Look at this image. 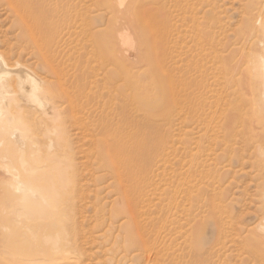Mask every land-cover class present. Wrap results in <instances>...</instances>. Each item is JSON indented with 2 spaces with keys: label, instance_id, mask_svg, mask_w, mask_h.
<instances>
[{
  "label": "rangeland",
  "instance_id": "374dc122",
  "mask_svg": "<svg viewBox=\"0 0 264 264\" xmlns=\"http://www.w3.org/2000/svg\"><path fill=\"white\" fill-rule=\"evenodd\" d=\"M31 1L37 3L32 5L37 12L31 24L37 33L42 31L39 45L42 52L50 48L52 63L31 56L33 46L26 48L20 39L25 27L6 0H0V55L10 70L24 66L41 87L45 85L43 94L48 97L44 100L48 99L46 105L54 111L0 106V115L20 117L24 148L40 150L44 166L55 163L45 175L53 181L61 204L54 219L22 220L11 200L18 195L17 181L23 180L25 173L7 158L10 172L0 167V264H264V38L253 30L260 23L257 16L264 15V0ZM140 5L145 11L154 10L150 19L157 31L135 13ZM158 9L161 12H156ZM192 16L196 23L205 25L215 41V51L212 49L211 57L202 64L217 65L215 73L217 68H230L229 74H216L202 90L206 105L195 107L202 117L195 130L189 116L177 118L173 111L169 127L159 117L169 88L165 69L175 80L170 106L174 110L179 107L187 72L196 66L191 62L186 67L188 59L177 56L185 47L179 43L163 54L158 40L149 53L139 48L144 29L142 35L152 43L155 35L159 37L165 30L162 38L166 34L168 38L167 31L174 38L192 24ZM132 19L131 25L127 20ZM126 36L132 45L124 44ZM184 43L191 46L189 40ZM200 46L199 41L197 48ZM222 59L229 62L227 66L222 65ZM122 107L133 123L146 117L156 125L139 127L147 135L158 131V138L171 128L173 144V151L157 155L147 167L150 173L142 175L144 199L133 213L127 211L119 189L127 184L116 181L107 152L116 123L124 134L134 129L119 122ZM101 119L108 120V133ZM3 137L0 132V140ZM191 137L197 142L193 151L196 166L187 170L184 163L188 159L179 148ZM49 143L51 149L47 148ZM153 146L148 141L147 147L155 149ZM174 198L178 208H172Z\"/></svg>",
  "mask_w": 264,
  "mask_h": 264
},
{
  "label": "bare ground",
  "instance_id": "6f19581e",
  "mask_svg": "<svg viewBox=\"0 0 264 264\" xmlns=\"http://www.w3.org/2000/svg\"><path fill=\"white\" fill-rule=\"evenodd\" d=\"M6 1L11 6V9L14 11V13L20 19L21 26L22 27H25V30H26L27 33L25 31L22 32V35H21V38L20 39L23 42L26 43V46H25L26 48H27L28 45H30L31 47L33 46V50L34 51L32 52L31 56H33L34 58H36L37 60H39L41 62H43V61L44 62L45 61L46 62L47 61L50 62L51 61V58L53 57L52 54H51V51L49 50L50 48L47 50V52L46 51H43V52L41 51L42 50V47H40V45H39V42H40V39L39 38L41 36L39 37L38 36L39 33H37L36 30H34L35 24H34V26H32V24H31V23H33V20H34L33 19L34 18V14H36V12H37L36 6H34L35 7V10L33 9L34 7L32 6V5H36L37 4V3H34L36 1H33L32 0L34 4L28 2L30 0H28V1L27 0H6ZM119 3H120V1H119ZM154 4H156V3H154ZM154 4L152 6H154ZM158 5H156V6H158ZM144 6H145V4H144ZM144 6H143V8H141V5H140L138 7V9H137V12H135V13H137V15L140 18L142 17L143 20L149 22V24L151 25L152 24L151 22H153V21L150 18L152 17L151 15H154L152 13L154 10L151 7L148 11H145L146 6H145V8H144ZM157 11L158 12L159 11L161 12V9L156 10V12ZM163 12H162V14H163ZM162 14H160V16H162ZM192 17H193L192 20H191L192 24L184 30V33H182V35H180L181 33L178 32L177 33V36L174 37V38L172 36L171 37L169 36V34H170L169 31H167L168 38H166L167 37V34L165 35L166 37L163 35L166 39H164V37L162 38V33L166 32V30L165 31L163 30L164 32H162L161 31V28H160V32H162L161 33V36L158 37V35H157V37H156V35H155V37H154L155 39L154 40L152 39V41H153V43H152L150 41L151 38L150 39H147V37L145 36V34L142 35L144 33V31H145V29H144L143 33H141L142 31L140 32L141 36H139L140 37L139 38V48L142 50L143 53H145L147 51L149 53L150 52V49L153 47L152 45H155V43L158 40L160 41L158 45H160L162 48H164V51L165 52H163V54L164 53H167L172 48H175L176 46H179L178 45L179 43L181 44V46L183 45L185 47V50L182 53H179L177 51L178 52V55L177 56L182 55V56H185L186 57V60L188 59V62L186 64V67H189L190 66L189 64L191 62L192 63L194 62L196 64V66H195V68L192 71L187 72L188 73L187 78H186L187 81L184 79L185 87H183V89L181 90V93L179 95L180 96V102H179V105H178L179 107H175L174 110L172 109V107H170L171 106V101H172L171 88H173L171 86H172V81L174 79H173V75L172 74H169V72H168L169 69L166 66L167 71L165 69V74H163V76H166L167 75V83H168L167 85H168L169 88L166 87V89L167 88L168 89L165 91V98H166L165 110H164V112L162 111L160 113L159 117L161 118L162 121H165V125H167L169 127V125L170 126L172 125V115H173V111L175 112L177 118H180L182 116V114L185 115V117L186 116H189L191 118V121H192L193 126H194V130H195V129L198 128V125L201 122V118H202L199 115L201 112L198 113L199 111L197 112L196 109H195V107H202V109H203V107H205L204 105H206L205 104V101H206L205 99L206 98H204L205 95H203L204 93L202 92V90H204V88H207V82L209 80H211L213 78L214 79L217 78L216 77V74H219V75L220 74H223V75L229 74L230 73L229 72L230 68H227V67L222 68V67H220V68H217V69H219L218 70L219 72L218 73H215L214 68L216 70V66L217 65L216 66H213L214 64L212 63L211 66H208L207 63H210V62H207L205 65L202 64V62L203 61H206L208 59V57L209 58L211 57V52L210 51L212 49L214 50L215 41L211 37L210 32H207V30L205 28V25H202L203 23L202 22H198V20H197V23H196L194 16H192ZM257 18L259 19V22L260 23H259L258 26H254V29L253 30L255 32L261 34V36L264 38V15L263 14H260V15L257 16ZM159 19H161V18H159ZM35 20H36V18H35ZM169 21H171V20H169ZM127 22L130 23L131 25L134 24V20L133 19H132V21H130V20L128 21L127 20ZM159 22H160V20H159ZM48 25H50V24H48ZM150 25H149V28L150 29H155L156 26L154 25V23L151 25V27H150ZM163 25H164V23H163ZM163 25H162V27H163ZM186 26H188V25H186ZM46 27H48V26H46ZM166 27H167V24L163 28L166 29ZM167 29H168V27H167ZM47 30H49V27L47 28ZM155 30L157 31V29H155ZM41 32H40L39 35H42ZM49 32H51V30ZM171 34H173V33H171ZM175 35H176V33H175ZM42 36H44V35H42ZM128 36H126V37L123 38L124 44L125 43L131 44L130 43L131 40H130V38ZM136 38H138V37H136ZM185 40H189L191 46L187 47L186 44L184 43ZM199 41L201 42L200 49L197 48ZM44 42L47 43L49 41L46 40ZM259 42H261V41H259ZM134 43L136 44V42H134ZM126 47H127V45H126ZM262 48H263V46H262ZM178 49H181V48L179 47ZM119 51H120V49H119ZM134 51H136V50L134 49ZM136 52H135V54L133 53V55H136ZM148 53H146V54H148ZM161 54H162V52H161ZM149 55H151V54H149ZM166 56H168V55H166ZM166 59H168V58H166ZM172 59H171V61H172ZM179 59H177V61ZM257 59H259V58H257ZM169 61L167 62V64L170 63ZM163 62L165 63V61H163ZM221 62H222V65L224 63L225 66H227V62L228 61L226 59L225 60L222 59ZM51 63H52V61H51ZM215 63H217V62H215ZM171 64H170V66H171ZM175 64H177V63H175ZM217 64H219V63H217ZM14 65L15 66H13V67L15 68L17 66V64H14ZM151 66H152V64H151ZM262 66L264 68V59H262ZM8 67H9V65L6 62V59L0 55V106L5 107L7 110H11L10 109L11 107H35V108H38V109H44V111H46L47 113L48 112L51 113V112L54 111L53 106L52 107H47L46 104H48V103H46L45 100H48V99H45L44 100V98H47L48 97V96L45 97L44 94H43V92L45 91V88H44L45 85L43 87H41V85H40L41 82L38 83V81H36V79L30 73V71L26 67H24V66L18 65L17 68H15V69L12 68V70H10ZM45 68H46V66H45ZM173 70L171 72H173ZM221 78H222V76H221ZM220 81H221V79H220ZM233 82H234V79H233ZM216 83H214V84H216ZM219 83H221V82H219ZM224 83H226V82H224ZM236 83L238 84L237 81H236ZM164 85H165V83H164ZM228 85H229V83H228ZM221 86H223V85H221ZM225 87H226V85H225ZM216 93H218V92H216ZM46 95H49V94L46 93ZM213 98H214V96H213ZM50 99H52V98H50ZM208 102L210 103V100ZM208 107H209V105H208ZM210 107H211V105H210ZM138 108L142 109V107H138ZM211 108H213V107H211ZM217 112H219V111H217ZM201 115H204V114H201ZM1 116H4V118H1ZM52 116H53V114H52ZM211 116H213V114ZM224 116H225V113H224ZM107 117H109V116H107ZM116 118H118V117H116ZM119 119H118L119 122H121V123L123 122V123L130 124V125H132L134 127V129L131 128L132 130L129 129L130 131H128L127 133L124 134L122 132V129L119 128L120 126L117 125L119 123H116V127L114 128V131H113V134H112V135H114L113 136V139H112L113 141H112V143L110 145L107 146V152L109 153V155H110L109 158L111 159V162L113 163V166L115 168V174H116L117 179H118L116 181H119L120 184L123 183V182H126V184H127L126 185L127 187L124 186V187H121L119 189H120V192L123 194V197L126 199L125 201H126V204H127L126 205L127 211H129L130 213H133L135 211V209L137 208L136 206L140 203V200H141V198L144 195V194H142L143 193L142 186H143V183H144L143 182V179L144 178L142 177V175L145 176V177H147V175L150 173V172H148V169H147V167L149 166L150 162L152 160H154V158L157 155L162 156V154L164 152H166L165 156H167V155H169V153H171V151H173V144H172V141L170 140V129L171 128H168V130H166L164 134L162 133L163 134L162 136L159 135L158 138L156 137V132H158V131H154L153 132L154 135H155V137H154V135L152 133H149L147 135V133L144 130L143 131H140L139 130V127H147L148 125H151L147 121V118L146 117H142L141 120H139L141 123L138 120H135V123H133L134 121L132 120V117H130L129 113L126 112V107H122L121 108V113H120V118ZM139 119H140V117H139ZM114 120H115V118H114ZM203 123H205V122H203ZM97 124H99V123H97ZM100 124L101 125H106L105 128L103 129L105 133H108L109 130H111L109 128L107 130V132L105 131L107 129V126H108L107 125L108 124V120L101 119V123ZM120 125H122V124H120ZM155 126L151 125V127H149V128H152V127L154 128ZM206 126H205V128H207ZM101 127L103 128V126H101ZM121 128H123V127L121 126ZM191 128H192V126H191ZM216 128L218 129V127H216ZM23 131H24V123H23V121H22V119L20 117H13L9 113H6V115H3V114L0 115V132L4 136L0 140V145L4 146L3 149H0V151L2 150V152L0 154V160H1V163L2 164L0 165V167L3 170V172L9 173L10 172L9 169H8L9 166H8L6 160H7V158H10L16 164H18L20 167H22V169H23V171L25 173V178L23 180L17 181L16 191H17V194L18 195L17 196H14L12 198V200H11L12 206L15 209L16 214L19 217H22L23 218L22 220H24V219H29V220L30 219H45V218H47V220L50 219V218L51 219H54V218H56L58 216L57 209H58V206L61 203L58 202V199H57L58 198L57 197V194L58 193L56 192V190L54 188V183H52L53 181L50 182L46 178L45 171L48 168H50V167L53 168L55 166L54 165L55 163L54 164L52 163L51 165H48V166H44L42 164L41 160H40V150H38V149L32 150L29 147L27 149H25L24 148V145H23V141H22V138H23L22 132ZM218 131H220V129ZM223 131H225V130H223ZM186 133H188V132H186ZM179 135H180V133H179ZM186 135L187 134H185V136ZM182 136H184L183 133H182ZM182 136H180L179 138H182ZM11 138H14L15 141L13 142L11 140ZM148 141H151V143L153 142V145H154L153 147H155V149L148 148L147 147L148 146ZM196 145H197V142L192 137L189 138V139H187V140L184 139L181 142V145H180L181 147L179 148L180 149L179 152H180V154H182L185 157V159H188L187 162L184 163L185 164V167L187 168V170H190V169H192V168H194L196 166L195 157H194V154H193V151L195 150ZM51 147H52V145L49 143L47 145V148L48 149H51ZM224 147H221V149L224 148ZM0 148H2V147L0 146ZM253 149L257 150L258 149V146H253ZM16 174H13V175H16ZM58 175H60V174H58ZM9 176H10V174H9ZM115 188H116V186H115ZM117 188H118V185H117ZM57 191H58V189H57ZM134 194H135V197L133 196ZM147 195H148V193H147ZM177 195H179V194H176V196ZM143 199H144V197H143ZM171 204H170V206H171ZM170 206H169V208H171ZM177 206H179V205L176 202V198H174V201H173V204H172V208H176ZM159 207H161V205ZM5 209H7V208H5ZM137 210H138V208H137ZM141 213H142V211H141ZM168 213H170V211H168ZM135 214H137V213H135ZM137 217H138V215H137ZM166 217H168V216H166ZM169 218H171V217L169 216ZM18 222H20V221H18ZM164 223L165 222H163V225H164ZM136 225L137 226H140L138 223H136ZM140 230H141V228H140ZM263 230H264V228H263ZM146 233H148V232H146ZM167 234H168V232H167ZM171 234H170V236H171ZM157 235H159V234H157ZM49 236L50 235H48V237ZM51 238H52V236H51ZM53 240H54V238H53ZM48 241H50V240L48 239ZM168 241H170V240H168ZM23 242H25V241H23ZM53 243L55 244V242H53ZM166 243H167V241H166ZM28 245H29V243H28ZM145 246H146V242H145ZM147 247H148V245H147ZM170 247H171V245H170ZM152 248H153V246H152ZM167 249H168V247H167ZM176 250H178V249H176ZM146 252H148V251H146ZM166 254L167 253H165V255ZM156 257L157 256H155V258ZM170 260H172V259H170ZM173 260H174V258H173ZM177 264H178V262H177Z\"/></svg>",
  "mask_w": 264,
  "mask_h": 264
}]
</instances>
